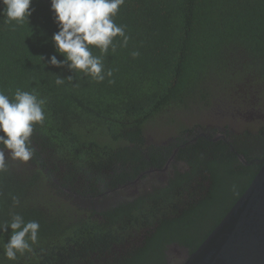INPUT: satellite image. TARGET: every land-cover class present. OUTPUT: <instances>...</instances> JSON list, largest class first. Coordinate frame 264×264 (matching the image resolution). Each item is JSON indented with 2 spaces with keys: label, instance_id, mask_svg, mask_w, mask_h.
Here are the masks:
<instances>
[{
  "label": "trees",
  "instance_id": "16d2710c",
  "mask_svg": "<svg viewBox=\"0 0 264 264\" xmlns=\"http://www.w3.org/2000/svg\"><path fill=\"white\" fill-rule=\"evenodd\" d=\"M3 9L0 4V91L10 100L17 89L34 92L46 103L45 120L34 125L30 137L32 158L24 163L5 152L6 167L0 171V225L10 223L13 215L37 221L38 240L31 253L9 261L3 246L11 229L0 233V262L165 263L163 245L178 239L177 231L193 223L199 214L195 211L209 212L214 192L222 193L216 185L220 190L201 195L198 205L181 199L194 194L185 180L196 176L199 156L187 161L193 172L175 180L173 188L140 192L108 209L80 208L75 196L104 198L134 181L140 171L160 165L161 150L146 141L152 123L161 115L175 118L179 105L201 94L203 78L216 87V94L224 91L242 66L231 59L237 50L252 58L248 67L255 68L253 81L264 88V0H124L114 20L124 27L127 46L117 37L115 52L102 55L92 49L105 73L112 72L100 82L67 65L49 63L53 55L64 59L52 40L58 25L50 0H32L29 23L6 24ZM58 78L63 84H56ZM216 94L208 101L207 93L201 95L216 103L221 96ZM226 162H235L224 172L227 178L247 175L250 181L260 168H244L230 153ZM231 169L237 172L230 175ZM179 236L193 242L183 231Z\"/></svg>",
  "mask_w": 264,
  "mask_h": 264
},
{
  "label": "flooded vegetation",
  "instance_id": "af4514ba",
  "mask_svg": "<svg viewBox=\"0 0 264 264\" xmlns=\"http://www.w3.org/2000/svg\"><path fill=\"white\" fill-rule=\"evenodd\" d=\"M236 52L237 55L233 59H239L242 66L237 67L239 72L234 73L230 82L231 88L225 87L222 89L224 91L219 90L217 94L216 90L213 91L214 95L221 94L220 97H216L218 98L216 103L215 101L213 103L212 101L206 102L211 100V97H208L206 101L203 100L202 95L207 92L202 88L200 101L196 103L194 98L186 99L185 105H179L180 109L172 113L175 118H171L172 122L159 136L154 133L156 128V124H154L150 136H146V141L149 145L161 150L160 165L150 166L148 169L140 171L134 181L125 186H117L111 191L114 193L108 192L104 198L90 195L85 198L75 196L76 206L83 209L104 210L115 203L129 202L135 199L140 192H152L153 188H173L172 183L175 180H185L186 178L183 176L187 172H193L187 161L194 155L199 156L196 163V167L199 164L196 176L191 180H185L191 184L194 194L191 198L181 199L187 205H198L201 195L207 196L211 191L220 189H222V193L214 192L212 196L216 202L209 212L195 211L194 214L198 212L199 214L193 217L194 219L191 220L193 223L188 221L187 225L177 231L178 239L170 241L171 243H165L161 251L169 250L173 245L188 250L196 249L246 191L255 177L254 175L250 181L247 175L227 178L224 172L235 166V162L232 164L226 162L229 153L236 155L237 164H242L244 168L254 165L261 167L264 160V94H262L264 88L253 81V78L257 76L253 73L255 68L252 70L251 67H248L252 58L247 56L242 49ZM257 62L259 64L258 60ZM246 68L251 71L247 73ZM191 101H193V105ZM200 139L210 144L201 145ZM221 151L226 152L227 156H222ZM241 158L246 163H243ZM236 172L237 169H231L229 174L232 175ZM220 178L224 180L217 184ZM214 180H216V184L212 183ZM133 185H141V187L144 185V188L139 189L137 191L139 193L131 196L128 200H122L124 199L122 198L114 203H105L107 197H116V191ZM216 185L220 189L216 188ZM233 188H237L238 192L234 194ZM241 191L243 193L238 197ZM97 200L99 201L97 202ZM234 200L236 201L232 204ZM86 202H91L93 206L85 207ZM95 202L97 205L104 203V207L98 208L99 205L97 206ZM182 231L185 232V238L193 241L192 243H185L186 240L179 236Z\"/></svg>",
  "mask_w": 264,
  "mask_h": 264
},
{
  "label": "clouds",
  "instance_id": "9594fccd",
  "mask_svg": "<svg viewBox=\"0 0 264 264\" xmlns=\"http://www.w3.org/2000/svg\"><path fill=\"white\" fill-rule=\"evenodd\" d=\"M51 10L55 14L58 31L52 40L57 52L64 57L58 60L55 55L49 58L54 67L67 65L70 71H80L90 75L98 82L105 76H112L109 70L105 73L103 61L93 55L92 49H99L107 54L109 49L116 51L115 38H122L121 46H127L129 37L123 26L115 23L124 0H50ZM4 5L5 23L10 25L29 23L32 15L30 5L32 0H0ZM133 56L139 55L137 52ZM68 79H71L69 77ZM64 79L58 78L56 84H63ZM46 101L34 92L17 89L14 99L0 91V171L5 165V152L12 159L28 162L33 156L30 147V137L34 125L45 120L43 105ZM14 203L19 201L14 198ZM40 225L37 221H25L20 215H13L10 223L0 225V233L11 229L7 243H4V256L9 261H15L18 254L24 255L33 251L32 245L38 240ZM2 264V262H0Z\"/></svg>",
  "mask_w": 264,
  "mask_h": 264
},
{
  "label": "water",
  "instance_id": "95a60500",
  "mask_svg": "<svg viewBox=\"0 0 264 264\" xmlns=\"http://www.w3.org/2000/svg\"><path fill=\"white\" fill-rule=\"evenodd\" d=\"M142 188L144 185L120 188L105 203L128 200ZM90 204L84 206L92 207ZM163 258L166 264H264V160L246 191L196 249L173 245Z\"/></svg>",
  "mask_w": 264,
  "mask_h": 264
},
{
  "label": "rangeland",
  "instance_id": "374dc122",
  "mask_svg": "<svg viewBox=\"0 0 264 264\" xmlns=\"http://www.w3.org/2000/svg\"><path fill=\"white\" fill-rule=\"evenodd\" d=\"M233 59V57L231 58ZM202 86H201V89L203 88L209 97H212L214 94H213V91L216 90V87H214L213 85H209V83H206L205 82V78L202 79V82H201ZM226 88H231L232 87V84L231 83H228V86L225 85ZM200 101V93L199 95H196L195 98H194V102H199ZM191 104L193 105V101H191ZM172 122V119L170 116H167V115H161L160 119L158 121H154L152 124H156V128L154 130V133L156 135H160L162 134L163 130ZM190 127V126H189Z\"/></svg>",
  "mask_w": 264,
  "mask_h": 264
},
{
  "label": "bare ground",
  "instance_id": "6f19581e",
  "mask_svg": "<svg viewBox=\"0 0 264 264\" xmlns=\"http://www.w3.org/2000/svg\"><path fill=\"white\" fill-rule=\"evenodd\" d=\"M137 193V192H136ZM136 193H133V194H136Z\"/></svg>",
  "mask_w": 264,
  "mask_h": 264
}]
</instances>
